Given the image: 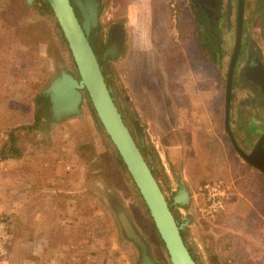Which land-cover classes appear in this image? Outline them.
Returning a JSON list of instances; mask_svg holds the SVG:
<instances>
[{
  "label": "rangeland",
  "instance_id": "1",
  "mask_svg": "<svg viewBox=\"0 0 264 264\" xmlns=\"http://www.w3.org/2000/svg\"><path fill=\"white\" fill-rule=\"evenodd\" d=\"M0 2H14L20 11L14 16L22 19L18 23H28L37 41L50 44L46 59L38 56L36 61L25 54V69L6 64V72L0 71V80H5L0 86V145L7 142L10 132L16 135L21 155L5 160H20L22 166L18 168L27 173L25 181L31 182L29 190L27 182L28 187L19 191L17 199L21 202L17 206L11 191L1 197L0 264H136L138 251L122 233L107 197L111 194L148 242L154 261L169 264L149 213L103 128L96 123L86 93L78 115L50 129L42 120V127L24 128L33 123V97L60 70L77 72L67 44L55 28V19L49 23L46 16H37L35 0ZM104 2L102 37L108 24L118 21L130 41L127 46V41L124 43L118 58L109 62L107 71L112 96L125 122L129 101L143 128L135 130L136 136L146 134V139L156 143L153 121L158 115L157 104L150 96L155 101L161 98L165 105L171 97L183 113L177 114L176 122L180 144L173 156L178 160L175 162L170 153V161L165 162L170 179L162 172L158 175L167 200L176 192L180 175L190 191L188 206L168 203L175 217L186 220L184 241L196 255V263L264 264V174L237 155L223 131L225 65L217 67L208 62L194 37L187 36L185 41L179 37L175 0ZM1 24L7 25L5 21ZM10 31L0 26V44L19 40ZM21 38L31 40L24 35ZM146 77L154 81L153 86L158 82L163 86L166 80L170 92L150 93L139 102ZM230 176L234 187L227 181ZM215 181L228 183L229 197L226 195L223 207L211 215L205 211L209 203L202 188Z\"/></svg>",
  "mask_w": 264,
  "mask_h": 264
},
{
  "label": "flooded vegetation",
  "instance_id": "2",
  "mask_svg": "<svg viewBox=\"0 0 264 264\" xmlns=\"http://www.w3.org/2000/svg\"><path fill=\"white\" fill-rule=\"evenodd\" d=\"M104 1L105 0H92V2L97 4V23L95 26L91 27L89 40L91 44H93L92 47L106 75L107 83L110 86L111 79L107 76L109 62L118 58L127 39L123 33L125 32L124 25L118 21L110 22L104 30L105 34L102 37L101 16L104 10ZM70 2L76 16L81 20V11L74 3V0H70ZM82 2H85V0H82ZM175 2H177V26L179 27L177 32L179 37L183 41L186 40L185 38H187V36L194 37L208 62L217 67L225 65L224 92H226L229 71L231 70V92H229L230 109L228 115L229 126L238 145L245 152L251 151L257 140L264 136V0H175ZM128 44L130 45L129 40L125 46ZM67 72L73 77H78L77 73L68 70ZM146 79V83L143 84L144 93L138 94L140 98L138 100H141L139 102H143L144 99H142V97L146 95L150 96V93L157 92L156 94H158L160 91L164 92L160 82L153 86L152 84L154 81L149 80L148 77H146ZM139 89L142 91V87ZM112 95L114 94L112 93ZM85 96V92L82 91V100L79 105L80 109L86 98ZM151 97L156 104L162 105L164 103L165 105L166 101L163 102L161 98L155 101L154 96H150V98ZM166 97L167 96H165V99ZM149 101L151 102V100ZM126 102L127 109L124 111L126 112L125 119L132 131L131 133H133L134 139L140 147L144 156L143 158L146 159L149 167L153 170L160 185V176L158 173L162 172L164 178L170 179V174L166 169L165 162H167L168 158V162L170 161V153H172V156L175 155L174 153L179 147L174 145L175 142L172 139H168V136H173L174 132L177 135V131H174L175 119L173 115H161V118L154 119L153 124L155 123L154 128L157 132V139H155L156 143H154L146 139V134H143L144 136H141L142 134L136 136L135 130L139 132V130L141 131L143 128L141 124L137 122L138 118L135 112L132 111V108H129L131 102ZM134 109L138 112L136 110V105ZM127 111H129V114ZM224 114L225 101L223 98V131L225 132ZM42 117L41 120L44 121V125H48L50 122L48 106L46 107V111L43 112ZM41 120L36 126L32 124L28 130L42 127L43 125L40 124ZM161 128L165 131L161 132ZM147 135L149 137V134ZM225 135L230 142L226 132ZM178 136L181 138L179 133ZM176 156H173L176 158L175 162L178 160ZM254 157L255 160H258L260 156ZM177 175L178 173L176 172V176ZM180 179L184 178H182L181 175L178 177L177 190L179 189ZM92 180L94 181L95 179ZM176 192H172L170 200L167 201L174 204V206H179V204L173 202V197ZM111 195H107V197L110 199V203L116 213L118 212L116 210L118 204ZM175 219L182 225L181 232L185 234L186 229L184 228L185 225H187L186 220L180 216ZM118 223L120 224L119 221ZM194 258L197 262L196 255ZM163 263L168 264L165 262Z\"/></svg>",
  "mask_w": 264,
  "mask_h": 264
},
{
  "label": "water",
  "instance_id": "3",
  "mask_svg": "<svg viewBox=\"0 0 264 264\" xmlns=\"http://www.w3.org/2000/svg\"><path fill=\"white\" fill-rule=\"evenodd\" d=\"M28 1L32 2L33 0ZM45 1L49 4L60 27L78 76L73 77L62 69L41 90L40 94L48 98L49 101V129L68 117L78 115L82 91H84L109 142L123 162L149 213L156 233L168 255L169 264H197L182 237V225L175 219L171 204L168 203L153 170L143 158L140 147L112 96V89L106 81V76L89 40L91 27L97 23V4L92 0H85V2L74 0L81 11L82 19L80 20L76 16L70 0ZM229 92H231V70L229 71L226 92H224V130L228 134L237 155L248 165L264 174V136L257 140L249 152H245L238 145L228 121ZM254 156H260L259 161L255 160ZM190 199V191L184 179H180L179 189L173 197V202L184 208L189 205ZM116 210L123 235L138 251L136 264H164L154 261L151 257L148 242L135 228L128 215L119 206Z\"/></svg>",
  "mask_w": 264,
  "mask_h": 264
},
{
  "label": "crops",
  "instance_id": "4",
  "mask_svg": "<svg viewBox=\"0 0 264 264\" xmlns=\"http://www.w3.org/2000/svg\"><path fill=\"white\" fill-rule=\"evenodd\" d=\"M14 40L15 39H13V41ZM19 40L17 42H14V43L12 41L11 43L8 42V43H1L0 44V71L2 70L4 72H6V68H5L6 64L9 66V68L16 66V67H22L23 69H25V67L27 66V62L24 59L25 54H27L29 56V58L33 57L34 60H36V61L38 60V56H39L40 60L41 59L43 60V58L46 59V48L48 49V46H47L48 42H46L43 39L42 40L38 39L39 40V41H37L38 44L34 45L35 42L30 44L29 40L27 41V39L24 40L25 43L24 42L22 43ZM26 41L29 43H26ZM48 45H50V44L48 43ZM52 46H54V45H52ZM6 49H7V51H6ZM5 52H7L8 54L5 55ZM45 59H44V61H45ZM8 72H9V69H8ZM4 81L5 80H0V86L1 87H3ZM165 84H166V80H165ZM165 84H163V90L170 92L168 90V88L165 87ZM170 99H171V101L169 103H167V105H164V103L162 105L157 104V113H158L157 119L161 118L162 116H165V115L170 116L171 115L170 113H173L174 114L173 117L175 119L174 131H178L177 127H180V126L177 125V127H176V122L178 123L177 114H183V113L181 111H178V108H177L174 100L171 97H170ZM187 113L189 114V112H187ZM163 131H165V130H163ZM173 136L169 135L168 139L169 138L172 139L175 142V144L174 143L173 144L176 146L179 143V140H178L175 132L173 133ZM18 161L9 159V160H3L2 162H0V204L1 205H2V199H3V198L1 199V197L4 194L10 195L12 193V196H14V198H13L14 206H17L21 202V200H19L20 198L17 199V196L19 195V191L24 190V188L26 189L28 187L27 182H30V181H27V182L25 181L27 179L28 175H27V173H23L20 171V169L18 167L22 166V162L20 160H18ZM256 173L259 174L260 172L256 171ZM233 179L234 178H231V176H230L229 179L227 180V181H229L228 183H230V187H234L233 183H235V181ZM254 179H256V178H254ZM258 179H261V178H257L256 180H258ZM11 180L13 181V184H12ZM228 183H225V184H228ZM30 186H31V182L29 184L28 190L30 189ZM244 187H245V185H244ZM244 187H239V188H240V190H244L243 189ZM9 191H11V193ZM238 194L243 196V194H245V193L238 192ZM227 196L229 197V193ZM245 200L247 203L249 202L252 204V202L249 199L245 198ZM226 201H228V198L226 199ZM1 205H0V208H1ZM15 210L16 209H14V211ZM49 224L53 225L52 223H49Z\"/></svg>",
  "mask_w": 264,
  "mask_h": 264
},
{
  "label": "trees",
  "instance_id": "5",
  "mask_svg": "<svg viewBox=\"0 0 264 264\" xmlns=\"http://www.w3.org/2000/svg\"><path fill=\"white\" fill-rule=\"evenodd\" d=\"M17 7L18 6L14 2L11 5L0 2V21L1 22L5 21L6 24H7L6 26L3 25V24H1L0 26L8 29V31L11 28L10 33L13 32L14 35H18V39H20L19 41H21L22 43L24 42V39L22 40L21 36L24 35V37H28V38L31 39L29 41L30 44L35 42L34 45H37L38 42H37V39H35V37H37L36 32L34 30H32V29L31 30L29 29V24L28 23L19 24L18 21L22 20L21 17H17L16 15L14 16V14H16V12H20L19 10H17L18 9ZM34 8L36 10L37 16H40V17L46 16L48 18L47 21L49 23L52 22V19H55L54 16H53V12L50 9L49 4L46 3L45 0H35ZM23 17H25V16H23ZM10 24H11V26H10ZM55 28L60 32L59 34H60L62 40L65 42V44H67L65 39H64V37H63V34H61L62 32H61L60 27L57 24L56 20H55ZM10 33H8V34L10 35ZM30 35H32V36L29 37ZM29 42L26 41V43H29ZM104 75H105V73H104ZM106 81H107V79H106ZM33 98H34L33 99L34 110H33V116H32V119H33L32 120V122H33L32 124H34L36 126L37 123L42 119L43 112L46 111V107L47 106H48V110H49V101H48V98L43 97V95L38 94V93ZM94 116L96 118V122L101 126V124L99 123V120H98V118H97L95 113H94ZM24 128L25 129H29L30 126H25ZM21 152L22 151H21L20 147L17 144L16 135L13 134L12 132H10L9 135H8V138H7V142H5L4 144L0 145V162L2 160L8 159V158H18L21 155ZM117 158L119 159V155L118 154H117ZM119 160L121 161V159H119ZM121 163L123 164L122 161H121ZM171 210H172V207H171ZM153 229H154V232H155L156 239L162 245L161 239L157 235L155 227ZM181 234H182L183 239L185 240L183 232H181ZM188 249H189V251L192 254L191 248L188 247ZM193 258H194V256H193Z\"/></svg>",
  "mask_w": 264,
  "mask_h": 264
},
{
  "label": "built area",
  "instance_id": "6",
  "mask_svg": "<svg viewBox=\"0 0 264 264\" xmlns=\"http://www.w3.org/2000/svg\"><path fill=\"white\" fill-rule=\"evenodd\" d=\"M202 189L205 192L206 200L209 203L205 211H207L208 214L213 215L217 210L223 207V200L227 195L225 183L223 181L206 183L203 185Z\"/></svg>",
  "mask_w": 264,
  "mask_h": 264
}]
</instances>
